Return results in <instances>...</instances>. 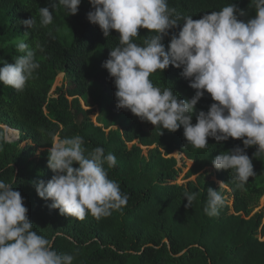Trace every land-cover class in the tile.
<instances>
[{"label":"trees","instance_id":"1","mask_svg":"<svg viewBox=\"0 0 264 264\" xmlns=\"http://www.w3.org/2000/svg\"><path fill=\"white\" fill-rule=\"evenodd\" d=\"M53 3L58 0H0V61L14 63V57L20 54L12 42L18 38L33 47L36 42L43 46V51H37L39 68L22 92L0 83V123H16L27 133L16 143L8 141L0 128V179L21 193L33 230L51 239L44 234L48 215L59 212L49 207L51 201L39 197L33 184L40 180L47 183L55 174L48 167L52 140L46 132L55 133L59 139L80 135L89 151L100 146L105 154L115 155L116 165L105 168L128 195V201L100 219L91 214L83 220L68 217L73 235H55L53 247L74 255L73 264H264V240L260 238L264 237V206L254 212L264 199V154L255 157V146L246 149L256 175L241 190L232 180L231 170H217L212 160L223 151L243 148L242 140L229 138L217 143L209 137L205 148H194L187 144L183 127L176 132L152 124L147 127L146 121L130 110L118 108L114 78L102 65L111 48L117 46L119 33L112 30L106 38L100 27L88 20L90 0H81L75 15L68 16L61 8L53 10V23L47 28L28 29L21 24L32 16L39 22L38 9ZM168 3L193 19L233 3L248 16L255 15L251 0ZM178 32L179 28L171 29L165 36L166 47L171 35ZM139 35L138 43L151 33L141 28ZM181 72L169 66L164 72L152 74L151 79L156 86L172 88L182 99H190L195 90ZM62 73L63 83L52 93ZM92 81L103 86L97 102L100 110H107L111 120L123 112L129 115V121L120 128L112 129V122L105 127L95 124L91 116L94 109L82 106ZM213 102L205 92L196 106L197 113L207 111ZM192 122L196 123L195 114ZM143 146L153 148L145 155ZM172 153L193 161L185 184L174 182L183 168L176 157L170 156ZM206 167L214 168L216 180L204 176ZM195 175L196 179H191ZM208 188L219 191L223 198L215 216L204 212ZM185 191L198 193L190 207H186ZM226 195H231L232 203Z\"/></svg>","mask_w":264,"mask_h":264},{"label":"clouds","instance_id":"2","mask_svg":"<svg viewBox=\"0 0 264 264\" xmlns=\"http://www.w3.org/2000/svg\"><path fill=\"white\" fill-rule=\"evenodd\" d=\"M80 4L81 0H58L38 9L39 22L35 16L20 22L28 29L47 28L53 23V10L61 8L71 16ZM90 4L88 20L106 38L112 30L119 33L117 46L102 65L114 78L117 107L155 128L176 132L183 127L187 144L194 148H205L209 137L217 143L242 140L243 148L223 151L212 163L217 170H231L232 180L243 190L256 175L246 149L255 146V157L264 154V0H251L253 16L233 3L200 19L178 13L168 0H90ZM141 28L151 35L138 43ZM175 28L179 32L171 35L166 47L163 40ZM12 43L20 55L14 63L0 61V83L22 92L39 68L37 51L43 46L39 42L30 46L22 38ZM169 66L182 69L181 75L195 90L190 99L152 82V74ZM205 92L214 102L197 113ZM46 134L52 140L48 167L55 174L47 183L33 184L39 197L51 201L49 207L83 220L86 214L97 219L109 216L127 204L128 195L105 168L116 165L113 153L105 154L100 146L89 151L80 135L58 139L51 131ZM197 195L184 192L186 207ZM222 204L220 192L208 188L205 214L217 215ZM28 211L21 193L0 179V264H73L74 255L53 247L55 236L49 239L33 230Z\"/></svg>","mask_w":264,"mask_h":264},{"label":"rangeland","instance_id":"3","mask_svg":"<svg viewBox=\"0 0 264 264\" xmlns=\"http://www.w3.org/2000/svg\"><path fill=\"white\" fill-rule=\"evenodd\" d=\"M64 74H60L53 85L52 93L55 92L56 87H60L62 85ZM103 91V86L99 84L96 81H92L89 84V91L87 94L86 100H81L82 106L86 109L92 108V120L95 124L105 127L110 122L114 123V125L111 127L112 129L120 128L123 123H126L129 121V115L125 112L117 115L112 120L108 116L107 110H100L98 107V100L100 98V95ZM146 126H150V122H145ZM0 128L4 129L6 138L8 141L19 143L20 141L25 139V136L27 135L25 129L22 127L16 125V123H0ZM109 129H107L108 131ZM58 138V137H57ZM59 139V138H58ZM129 143V146H131L133 143ZM153 147H146L143 146L144 154H148V150ZM40 151V150H39ZM177 155V154H176ZM185 155V154H184ZM170 156H174L178 160V166L183 168V171L180 173L179 177L174 181L179 184H185L189 179H186V173L189 170V168L192 166L193 161H189L186 156H175L173 153ZM204 172V176L206 178H211L213 180H216L215 177V170L213 167H206ZM197 175L193 176L191 179L195 180ZM218 182V181H217ZM220 185H222L220 182H218ZM225 187V186H224ZM230 191V189H228ZM230 203H232V197L231 195L225 196ZM264 206V199L263 197L260 199V205L255 209L254 212L260 210ZM69 216L61 215L60 212L57 213H49L48 215V221L44 229V234L54 237L56 233H60L63 235L72 236L73 235V223L70 221ZM261 240H264V237H260Z\"/></svg>","mask_w":264,"mask_h":264}]
</instances>
